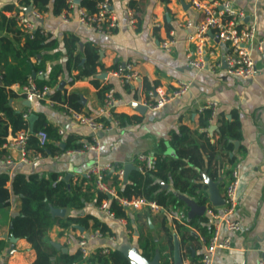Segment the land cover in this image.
Masks as SVG:
<instances>
[{
	"label": "crops",
	"instance_id": "1",
	"mask_svg": "<svg viewBox=\"0 0 264 264\" xmlns=\"http://www.w3.org/2000/svg\"><path fill=\"white\" fill-rule=\"evenodd\" d=\"M134 1L133 13L136 22L131 27L127 24L126 7L129 4L126 0H108L119 24L109 35H101L79 25L75 9L69 11L68 22H63L60 14L52 13L53 0L48 5V12L43 14L39 21L45 37H50L56 43L55 48L48 51L47 55H59L56 60L45 63L44 75L47 78V74L49 75L54 67L61 69L54 85L49 87V94L54 90L77 94L80 112L85 114L95 115L102 105L101 94L90 79L74 80L77 70L72 67L68 69L66 66L64 42L73 37L76 39L74 55L79 56L81 63L85 61L83 49L86 46L97 51L102 68H96L94 79L98 86H109L113 89L115 96L125 104L116 107L114 113L131 120L124 121L111 132L98 133L97 151L66 155L65 152L50 154L48 151L45 154H34L28 150V162L23 163L19 161L17 148L7 150L6 156L0 158V172H6L10 179L15 174L36 173L45 178L57 174V178L71 179L74 183L83 177L88 167L95 162L126 166L130 165L138 154H150L153 158L164 154L173 156L174 152L169 144L170 134L177 132L182 126L190 131H204L199 127L198 109L207 102L216 101L218 116L215 128L207 129L210 142L219 139L217 127L221 116L227 121L237 119L239 123V137L232 141L231 152V156H234L239 164L236 207L232 218L240 223L241 230L231 234L221 226L220 236H230L232 244L228 250L216 251L213 264H257L259 259L264 257V45L258 48V43H254L252 58L255 74L250 80L227 75L223 71L222 63L221 68L214 72L193 70L187 66L186 60V52L192 45L186 42L187 32L180 23L184 19L198 20L201 13L192 9L186 0ZM199 1L217 5L221 0ZM230 1L235 8L247 15L246 22L255 24L257 39H264V0ZM17 2L18 0H0V14L13 18L14 14L21 11L15 9ZM8 6L14 8L11 11L5 10ZM29 7L32 6L22 10L25 11ZM155 22H158L161 28L154 27ZM170 32L173 34L174 43L170 51L165 52L160 48V42L168 38ZM0 37L13 39L3 28H0ZM13 43L17 45L16 42ZM216 49L218 56L225 51L220 45ZM31 62L34 60L31 59ZM123 63L132 64L139 76L132 84L122 85L109 75L111 70ZM178 79L190 82L189 90L182 97L167 103L157 111H149L140 104L145 91L154 87L169 91ZM11 90L17 98L11 100L10 104L17 112H28V117L24 120L29 123L30 128L38 116H42L46 124L56 131L63 132L59 136L60 140L53 142L55 146L63 148L68 138L80 144L91 141L92 135L86 127L66 119L60 110L48 102L27 101L26 86L14 84ZM10 139L9 136L6 142H10ZM7 160L11 161L10 165H6ZM219 160L222 170H219L216 179H211L204 171L200 173L202 183L207 187V201L203 205L194 198L173 190L170 183L160 182V186L172 191L183 202V206L164 208L157 213L128 210L126 212L130 221L127 224L126 220L120 223L118 218H108L97 209L93 199L89 200L82 213L94 216L104 226L103 233L95 230L99 236L89 244L92 253L107 248L122 252L130 264L136 261V255L146 259L142 253L152 255L150 261L157 256L159 264L162 262L161 257H165L168 264H174L173 250L177 243L181 264H200L204 245L199 237H207L211 232V227L206 224L205 207L213 205L215 210L220 212L221 204H215L213 196L221 199L229 179L224 173L230 170V165L222 157ZM19 206V198L12 196L9 207L0 212V264H31L35 260V252L24 239L10 240V219L19 212ZM171 210L183 213V220L171 219ZM51 211L52 209L50 213ZM66 215L67 210L63 216L52 217L63 218ZM177 225L183 227L178 229ZM95 231L91 228V222L87 230L77 226L62 229L55 224L48 235L58 252L74 254L77 251L76 234L87 235ZM82 262L79 264H84Z\"/></svg>",
	"mask_w": 264,
	"mask_h": 264
},
{
	"label": "trees",
	"instance_id": "2",
	"mask_svg": "<svg viewBox=\"0 0 264 264\" xmlns=\"http://www.w3.org/2000/svg\"><path fill=\"white\" fill-rule=\"evenodd\" d=\"M51 0H18L16 10L32 6L42 15L48 12V5ZM101 0H81L80 7L84 8L88 14L96 10V4ZM134 0L129 3V7L134 9ZM165 2V0H163ZM14 6H8L5 10L11 11ZM68 10L67 0H53L52 13L59 15ZM23 11V10H22ZM0 28L13 36L12 40L0 37V158L6 156L3 145L7 138L15 136L19 131H28L29 136L26 148L34 154H59L72 149L81 148L82 144L75 143L68 138L63 148L55 146L53 142H58L59 135L52 126L45 123L42 116H38L32 127L23 119V113L15 111L10 101L17 98L11 90L14 84L28 86L29 81L34 83L37 90L44 86L54 85L57 76L61 72L59 67H54L47 78L45 77V63L56 60L58 54L47 55V52L54 49L56 43L50 37L39 30L33 33L30 38L24 34L17 26L14 18H7L0 14ZM22 39V43L20 41ZM13 42H16L15 45ZM66 48V66L77 70L74 80L90 79L93 85L101 94V100L105 97V92L109 86H98L94 79L96 68L101 67L98 61L97 51L90 46L83 49L85 61L80 62L79 56L74 55L76 49V39L70 37L64 42ZM40 56V58H38ZM31 59L34 62H31ZM41 72L42 75H38ZM34 73V77H32ZM41 76L42 78H40ZM47 98L54 103V108L62 111L70 108L80 111L79 97L75 93H67L64 90H54L47 94ZM114 117L123 124L131 118L116 115ZM209 111L200 113L199 127L204 131H190L186 127H179L177 132L170 134V148L174 152L173 156L156 155L154 157L155 166L151 171L140 173L132 170L126 182L120 186L114 179L116 193L119 197L130 199L142 196L148 201L155 202L163 208L173 206H183V202L177 198L172 191H167L160 186V182L171 184L173 190L182 195L194 198L203 205L207 201V187L202 183L201 171L216 179L221 171L219 158L225 159L230 165V170H226L225 175L229 176L231 168L236 163V158L231 156L232 141L239 137V123L237 119L227 121L223 116L218 121L217 134L219 139L210 142L207 134L209 127ZM108 121L107 119L105 120ZM138 121V120H136ZM43 131L47 135V143L44 147L38 145L34 136ZM220 156V157H219ZM57 174L50 178H45L36 173L29 175L15 174L11 179L6 172H0V212L9 207L10 198H19V212L10 219L9 232L17 239H24L35 252V260L31 264H130L119 250H109L105 255L100 250L86 259H81L77 250L74 254L60 253L51 244L48 232L57 224L62 229L73 226L88 229L89 222L93 231L104 232V226L94 216L83 214V207L89 200L93 199L96 206L108 197L97 192L91 183L83 176L72 183L71 179L56 181ZM223 181V180H222ZM221 181V183H222ZM9 184V185H7ZM51 209H65L67 215L63 218L52 217ZM109 210L113 212L115 218L123 219L129 223L126 210L116 201L109 200ZM181 229L183 225H177ZM95 231V232H96ZM185 251H183L184 253ZM148 261L152 255L146 254ZM161 264H168L165 257H161Z\"/></svg>",
	"mask_w": 264,
	"mask_h": 264
},
{
	"label": "built area",
	"instance_id": "3",
	"mask_svg": "<svg viewBox=\"0 0 264 264\" xmlns=\"http://www.w3.org/2000/svg\"><path fill=\"white\" fill-rule=\"evenodd\" d=\"M133 0H126L129 4ZM192 9L201 13V18L198 20L184 19L180 26L186 32V42L192 45V48L186 52L187 66L196 71L206 70L214 72L221 68L223 71L232 77L241 80H250L255 74V65L252 58V50L254 43H258V48L264 45V39H257L256 27L254 23L245 21L247 15L240 9L234 7L232 1L221 0L217 5L209 4L199 0H186ZM68 10L63 11L60 17L63 22H68V14L71 10H76L77 22L95 33L101 35H109L115 31L119 24L116 15L114 14L108 0L98 1L96 10L92 14H88L86 10L78 5H75L73 0H67ZM126 14L128 17L127 24L134 26L136 19L133 9L126 7ZM42 14L34 7L30 11H20L13 15L17 26L20 30L33 37V33L43 30L39 26ZM154 27H160L158 22L154 23ZM173 34L170 32L169 37L160 42V48L169 52L173 45ZM225 48L221 56L217 55V46ZM222 63V65H221ZM42 73L39 72L38 75ZM109 75L116 78L120 84L129 85L139 79L135 68L130 63L118 64ZM27 87L26 100L46 101L50 105H54L52 101L47 98L50 90L49 86H44L41 90H37L34 83L29 81ZM190 87V82L178 79L173 88L169 91L163 90L160 87H154L143 93L140 104L149 111H157L167 103L182 97ZM127 104V103H126ZM133 105L134 103H130ZM125 105L118 97L115 96L114 90L108 88L105 92L103 103L95 115L85 114L70 108L62 110L63 116L80 125L86 127L92 137L91 141L82 144L81 148L72 149L65 152L66 155L82 154L86 151H97L98 142L96 135L98 133H108L118 128L120 123L114 117L116 107ZM204 110L209 111V128L213 127L218 116V103L211 101L199 107L198 112ZM28 112L23 114V119H27ZM108 120L107 122L105 120ZM61 136L63 132L57 131ZM28 131H19L12 136L10 142H6L3 148L11 150L17 148L19 151V161L23 163L28 162V149L26 143L28 140ZM40 147H44L47 143V135L40 131L34 135ZM6 165H10L11 161L7 160ZM133 170L140 173H145L154 169L155 160L150 154H138L130 164ZM125 166L113 163H99L95 162L84 173L87 181H91L93 188L108 197L102 200L97 209L104 213L108 218L116 219L113 212L109 210V200L116 201L126 211H149L150 213H157L164 208L157 205L155 202L148 201L142 196L132 197L130 199L119 197L116 193L114 179L117 185L120 186L124 182ZM58 177L56 181H60ZM239 182V164L235 163L231 168L229 179L225 185L223 196H221L220 212L216 211L214 206H206V224L211 227L209 236H200L199 240L204 245L201 253L200 264H213V258L217 250H228L231 247L232 239L230 236L221 237L220 228L223 225L231 234L237 233L241 230L240 223L232 218L236 207V192ZM171 219L182 221L183 213L171 210L169 211ZM120 223H124L123 219H119ZM97 232L89 234H76V248L80 253L81 259H86L91 256L92 250L89 244L92 240L98 237ZM102 254H107V248L98 249ZM95 253V252H94ZM257 264H264V257L260 258Z\"/></svg>",
	"mask_w": 264,
	"mask_h": 264
},
{
	"label": "water",
	"instance_id": "4",
	"mask_svg": "<svg viewBox=\"0 0 264 264\" xmlns=\"http://www.w3.org/2000/svg\"><path fill=\"white\" fill-rule=\"evenodd\" d=\"M76 4H80V1L81 0H73ZM31 10V7H29L26 11H30ZM34 73H32V77H34ZM215 128L214 126L211 127V129ZM99 134H102V133H99ZM133 170V167L131 165H126L125 166V172H124V182L127 181V175L129 173V171ZM215 199V201H213L215 204H221V200L219 198H217V196H213V200ZM192 209H194V207H192ZM202 211V209L200 210ZM64 212L65 210L64 209H52L51 211V214L53 216H63L64 215ZM10 240L11 241H14L15 240V237L14 236H10ZM136 261L132 264H159L158 263V257L155 256L154 259L152 261H147L146 259L144 258H140L139 256L136 255ZM173 261H174V264H181V259H180V256H179V250H178V245L177 243H175V247H174V250H173Z\"/></svg>",
	"mask_w": 264,
	"mask_h": 264
}]
</instances>
